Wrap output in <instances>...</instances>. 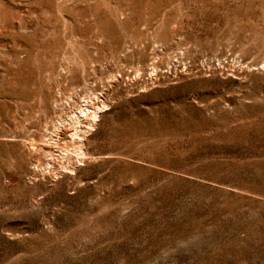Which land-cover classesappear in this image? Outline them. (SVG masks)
Masks as SVG:
<instances>
[{"label": "rangeland", "instance_id": "obj_1", "mask_svg": "<svg viewBox=\"0 0 264 264\" xmlns=\"http://www.w3.org/2000/svg\"><path fill=\"white\" fill-rule=\"evenodd\" d=\"M0 264H264V0H0Z\"/></svg>", "mask_w": 264, "mask_h": 264}, {"label": "bare ground", "instance_id": "obj_2", "mask_svg": "<svg viewBox=\"0 0 264 264\" xmlns=\"http://www.w3.org/2000/svg\"><path fill=\"white\" fill-rule=\"evenodd\" d=\"M92 102L90 99L86 100L84 98L81 101H78L79 112L74 110V112H71L69 115L65 116L64 118L63 117L59 118L57 124L55 125V130L61 134L67 132L68 129L71 130L69 137L71 142L76 144L75 148L77 154L79 155H85V153L83 152L84 139H85L84 133L89 130H92L94 124L92 122H96L100 117L99 113L101 107L99 105L96 106ZM60 139L61 138L53 139L52 137H49L48 140L46 141V144L48 146L59 145ZM30 148L31 149L34 148L33 144H30ZM45 156L51 157V155L48 152L45 153Z\"/></svg>", "mask_w": 264, "mask_h": 264}]
</instances>
